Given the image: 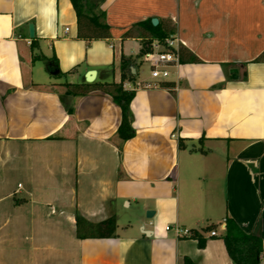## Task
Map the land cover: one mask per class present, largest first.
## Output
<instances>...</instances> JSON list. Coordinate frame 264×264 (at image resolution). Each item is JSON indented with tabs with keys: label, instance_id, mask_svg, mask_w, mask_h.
<instances>
[{
	"label": "crops",
	"instance_id": "obj_1",
	"mask_svg": "<svg viewBox=\"0 0 264 264\" xmlns=\"http://www.w3.org/2000/svg\"><path fill=\"white\" fill-rule=\"evenodd\" d=\"M101 10L111 35L87 42L70 0H0V264H233L227 217L264 248V0H105ZM155 18L200 61L141 79L134 26ZM123 57L135 91L124 143L106 89L67 87L120 83ZM78 215H115L116 236L79 239ZM175 227L203 234L205 248Z\"/></svg>",
	"mask_w": 264,
	"mask_h": 264
},
{
	"label": "trees",
	"instance_id": "obj_2",
	"mask_svg": "<svg viewBox=\"0 0 264 264\" xmlns=\"http://www.w3.org/2000/svg\"><path fill=\"white\" fill-rule=\"evenodd\" d=\"M105 0H70L77 18V38L87 42L96 39H106L111 35L110 26L106 21V13L101 10V5ZM134 29L143 37L144 54L153 50V43H165L171 36L173 28L164 22H159L154 26L151 19L137 23ZM131 34V33H130ZM35 42L32 41L31 47L34 49ZM180 63H198L200 60L188 51L185 47H179ZM48 69L51 72L59 71L58 59L56 55L47 59ZM264 61V55L258 57L255 62ZM131 59L122 58L121 71L122 79L120 83H86L85 85L68 84V92L77 93V88H84L83 93H89L93 90H105L110 93L114 102H116L122 111L121 124L117 131V136L122 143L132 139L135 136L133 127V115L131 104L135 97V91H129L124 88V82L133 80L129 75L128 67ZM160 88L174 92V83H163ZM72 113V109H69ZM200 141H203L201 139ZM182 145V143L180 144ZM183 147V145H182ZM219 225H209L203 228V233H211L218 230ZM117 217L110 216L99 223H92L81 215L76 217V235L79 239H106L116 236ZM191 237L198 240V247L204 249L206 239L203 234L192 233ZM220 238L226 245L227 252L233 264H260L264 253L263 241L259 236L246 233L235 220L227 217L225 220V230ZM180 264H197L189 257H184Z\"/></svg>",
	"mask_w": 264,
	"mask_h": 264
},
{
	"label": "built area",
	"instance_id": "obj_3",
	"mask_svg": "<svg viewBox=\"0 0 264 264\" xmlns=\"http://www.w3.org/2000/svg\"><path fill=\"white\" fill-rule=\"evenodd\" d=\"M180 41L178 38L170 37L165 43L155 42L153 50L144 54V60L152 66V77L154 79H167L170 76V68L173 65L180 63L179 56ZM54 213V210L52 211ZM171 227H167L170 230ZM175 231L179 237L190 236L191 232L188 229L175 227ZM212 236H217L216 231L211 232ZM264 264V257L261 258V263Z\"/></svg>",
	"mask_w": 264,
	"mask_h": 264
},
{
	"label": "water",
	"instance_id": "obj_4",
	"mask_svg": "<svg viewBox=\"0 0 264 264\" xmlns=\"http://www.w3.org/2000/svg\"><path fill=\"white\" fill-rule=\"evenodd\" d=\"M152 23H153L154 26H156V25H158L159 21H158V19L155 18V19L152 20ZM29 28H30V36H31V38H34V36H35L34 25L31 24ZM231 73L237 74L238 71L236 69H232ZM90 75L94 76L95 72H91ZM87 80L88 81H92L90 78L87 79ZM153 215H154V211H148L147 212V217L148 218H151Z\"/></svg>",
	"mask_w": 264,
	"mask_h": 264
},
{
	"label": "rangeland",
	"instance_id": "obj_5",
	"mask_svg": "<svg viewBox=\"0 0 264 264\" xmlns=\"http://www.w3.org/2000/svg\"><path fill=\"white\" fill-rule=\"evenodd\" d=\"M151 77V69L148 63L143 62L140 68V78L149 79Z\"/></svg>",
	"mask_w": 264,
	"mask_h": 264
},
{
	"label": "bare ground",
	"instance_id": "obj_6",
	"mask_svg": "<svg viewBox=\"0 0 264 264\" xmlns=\"http://www.w3.org/2000/svg\"><path fill=\"white\" fill-rule=\"evenodd\" d=\"M94 77H95V75H94V76H93V75H90V76H89V78H90L91 80H93Z\"/></svg>",
	"mask_w": 264,
	"mask_h": 264
}]
</instances>
